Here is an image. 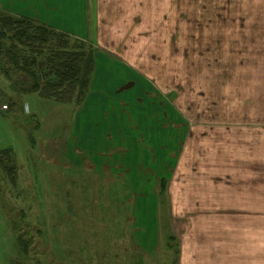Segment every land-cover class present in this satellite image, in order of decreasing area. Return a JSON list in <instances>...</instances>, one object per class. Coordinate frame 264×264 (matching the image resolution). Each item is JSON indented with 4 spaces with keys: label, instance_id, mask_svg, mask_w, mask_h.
<instances>
[{
    "label": "rangeland",
    "instance_id": "374dc122",
    "mask_svg": "<svg viewBox=\"0 0 264 264\" xmlns=\"http://www.w3.org/2000/svg\"><path fill=\"white\" fill-rule=\"evenodd\" d=\"M58 1L96 68L81 105L0 77V264H177L214 186L264 174V0ZM84 158L120 179L70 164Z\"/></svg>",
    "mask_w": 264,
    "mask_h": 264
},
{
    "label": "crops",
    "instance_id": "0c3cea01",
    "mask_svg": "<svg viewBox=\"0 0 264 264\" xmlns=\"http://www.w3.org/2000/svg\"><path fill=\"white\" fill-rule=\"evenodd\" d=\"M6 10L13 17L28 19L60 32L52 14L59 11L58 0H44L42 7L32 0H16V5ZM44 12L49 14L44 15ZM9 94L13 97L11 92ZM0 110L9 112L5 104ZM101 129L99 133H104L103 127ZM88 160H73L70 164L76 168L85 166L82 171L88 175L105 174V177L120 179V173L95 172L98 171L96 165ZM249 166L248 163L246 167ZM233 175L224 177L228 183L214 186L211 223L193 221L182 231L177 264H264V174H260L259 184L253 183L251 174Z\"/></svg>",
    "mask_w": 264,
    "mask_h": 264
},
{
    "label": "trees",
    "instance_id": "16d2710c",
    "mask_svg": "<svg viewBox=\"0 0 264 264\" xmlns=\"http://www.w3.org/2000/svg\"><path fill=\"white\" fill-rule=\"evenodd\" d=\"M95 68L94 52L84 42L76 40L72 44L68 35L28 19L11 15L0 18V75L6 77L15 94L81 105L89 93ZM14 230L27 261L34 246L30 234L16 227Z\"/></svg>",
    "mask_w": 264,
    "mask_h": 264
}]
</instances>
